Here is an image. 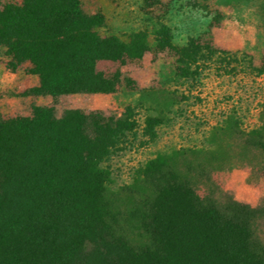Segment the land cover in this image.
<instances>
[{
	"label": "rangeland",
	"instance_id": "374dc122",
	"mask_svg": "<svg viewBox=\"0 0 264 264\" xmlns=\"http://www.w3.org/2000/svg\"><path fill=\"white\" fill-rule=\"evenodd\" d=\"M22 1L0 0V38ZM79 1L85 13L101 16L97 34L105 42L65 44L73 56L57 63L52 84L111 85L113 92L38 95L39 78L25 66L9 68L15 49L0 43V125L49 126L67 132L72 145L94 120L114 130L128 125L99 166L109 175L103 220L114 233L134 247L152 243L139 197L150 163L228 224L247 225L264 251V0ZM37 145L12 146L9 166L0 159L13 183L21 179L16 173L29 179L51 161ZM8 146L0 142V151Z\"/></svg>",
	"mask_w": 264,
	"mask_h": 264
},
{
	"label": "trees",
	"instance_id": "16d2710c",
	"mask_svg": "<svg viewBox=\"0 0 264 264\" xmlns=\"http://www.w3.org/2000/svg\"><path fill=\"white\" fill-rule=\"evenodd\" d=\"M101 23V16L85 13L79 0H23L11 10L0 43L15 49L9 68L25 66L27 74L39 78L38 95L112 93L111 85L76 89L73 84H52L57 63H70L73 56L65 44H82L85 37L89 44L105 42L97 34ZM127 128L117 125L114 130L94 120L75 133L72 145L67 132L57 133L49 126L18 131L0 125V142L9 145L0 151L5 166L13 161L9 149L30 141L51 160L29 179L21 180L23 174L16 173L21 178L17 183L0 166V264H264L263 248L247 225L228 224L209 203L170 176L160 175L150 163L144 172L146 191L139 197L152 243L134 247L114 233L103 220L100 202L109 175L99 166ZM67 170L74 176L66 175ZM6 189L13 192L4 193ZM70 207L75 210L60 216ZM83 224L93 226L95 233L83 234Z\"/></svg>",
	"mask_w": 264,
	"mask_h": 264
}]
</instances>
